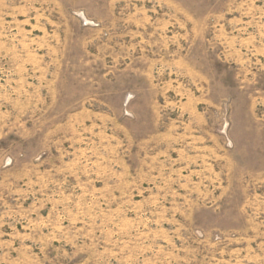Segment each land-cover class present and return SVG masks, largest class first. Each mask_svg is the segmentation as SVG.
I'll return each mask as SVG.
<instances>
[{
    "label": "rangeland",
    "instance_id": "1",
    "mask_svg": "<svg viewBox=\"0 0 264 264\" xmlns=\"http://www.w3.org/2000/svg\"><path fill=\"white\" fill-rule=\"evenodd\" d=\"M0 264H264V0H0Z\"/></svg>",
    "mask_w": 264,
    "mask_h": 264
}]
</instances>
